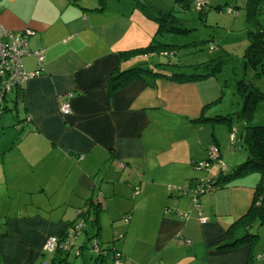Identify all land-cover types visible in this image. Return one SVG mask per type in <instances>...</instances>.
Returning a JSON list of instances; mask_svg holds the SVG:
<instances>
[{
	"label": "crops",
	"instance_id": "0c3cea01",
	"mask_svg": "<svg viewBox=\"0 0 264 264\" xmlns=\"http://www.w3.org/2000/svg\"><path fill=\"white\" fill-rule=\"evenodd\" d=\"M0 24L14 34L28 30L19 60L37 70L2 102L0 264H50L42 242L68 224H78L75 242H86L68 256H82L91 240L101 247L111 241L102 260L87 248L80 261L87 264H114V251L119 264H247V243L217 244L248 207L258 173L220 180L199 193L197 204L185 190L217 177L214 160L194 166L211 144L225 172L245 157L223 143L214 119H198L222 112L212 105L223 94L216 73L185 81L142 73L110 87L113 71L137 63L155 69L158 61L145 60L167 55L119 57V50L154 34L163 43L177 40L156 33L155 21L133 0H0ZM64 99L66 114L58 109Z\"/></svg>",
	"mask_w": 264,
	"mask_h": 264
},
{
	"label": "trees",
	"instance_id": "16d2710c",
	"mask_svg": "<svg viewBox=\"0 0 264 264\" xmlns=\"http://www.w3.org/2000/svg\"><path fill=\"white\" fill-rule=\"evenodd\" d=\"M190 2H192V0H178V4L182 6L188 5ZM262 4H264V0H244L243 2L242 7L245 10V25L243 28L246 37V43L243 48L241 60L243 67H251L254 69V73L256 75L264 76V5ZM133 5L155 21L156 33H160L162 31L186 33L189 29H191L186 25H183V23L177 21V19L173 17L169 10L163 11L156 9L157 7L151 4L148 0H133ZM203 39L204 38H201L200 40ZM172 46H174V43L160 42L157 38H155L154 34L151 40L146 44L137 47L121 49L118 51L117 55L119 57H126L137 52H160L162 50L165 52L164 54L169 55L171 51L176 52L174 48L170 51ZM208 60L209 61H203L193 64V68L201 67L202 69L198 70V68H196L192 69V71H179L177 70L178 68H172L169 69L168 72H166V70H164L162 67L160 69H154L152 67H148L145 64L137 63L124 69H117L113 71L108 77V82L110 84V87L115 88L134 77L142 75V73H150L153 76H164L177 81L193 80L215 74V69H218L219 67L217 65L218 61L211 62V59ZM237 83V90L239 91L241 98V107L237 113L244 116L245 119L248 120L252 116L254 107L258 100L264 98V90H261L257 86H255L251 80L248 81L247 84H245L241 79H238ZM12 88H15L16 91V89L21 88V83L12 85L9 89L2 93L0 98V116L3 113L4 107L2 105V102L5 99V95ZM18 97L20 96L16 97L15 95L14 100L17 101ZM198 117V119L208 118L214 120H223L228 119L230 116L229 113H218L210 117H206L203 115H200ZM239 138L242 139L243 148L245 150V157L226 172L224 166L218 165L219 172L217 174V177L212 178V185L216 186L219 184L220 180H225L228 177L235 176L249 170L256 171L258 173V179L255 183L251 201L248 207L233 223H231L226 228L225 232L227 234V238L217 244L218 248L233 246L243 242L251 243V240L254 236H256V233L246 230L250 222L252 221L255 223L258 222L264 224V125L260 123L245 122L244 130ZM95 205L98 206V203ZM234 223L235 225L237 224L241 226L246 231L241 234H238L237 232L234 233V231L232 230V225ZM94 242L98 245L97 251L92 249L93 240L89 241V244H87V248L94 251L95 261L102 260L103 255L101 256L100 254H102L103 249H107L109 248V246L106 245L104 247H101V244L97 239L94 240ZM75 244L78 246V252H76V254H78L81 250V247L85 246L86 242L79 244L75 242ZM49 252H52L50 264H55L60 260L63 261L64 264H72L67 259L68 252H70L69 249L67 250L63 248H56L55 250ZM249 254L250 251L248 250V256L246 260L247 264H250ZM79 264L87 263L80 262Z\"/></svg>",
	"mask_w": 264,
	"mask_h": 264
},
{
	"label": "rangeland",
	"instance_id": "374dc122",
	"mask_svg": "<svg viewBox=\"0 0 264 264\" xmlns=\"http://www.w3.org/2000/svg\"><path fill=\"white\" fill-rule=\"evenodd\" d=\"M149 1L161 5L163 11L169 10L177 21L191 29L186 33L160 32L161 34H167V36L176 37L177 40L172 41L174 43L172 47L176 52H171L169 55L156 54L155 59L159 60L145 61L150 63L158 61L157 64H153L156 67L155 69L162 67L166 71L172 68H178L179 71H192L196 68L201 70V67L193 68V64L209 61L208 59H211V62L218 61L217 65L219 67L215 69V73L222 82L223 94L219 98L220 100L215 101L212 105L215 104L214 109H218L214 110V113L229 112L230 120H213V125L224 144L228 143L227 145L232 150L245 153L239 135L244 130L245 122L264 125V98L258 100L252 116L246 120L244 116L237 113L241 107L240 93L237 90L239 82L237 83V80L241 79L245 84L251 80L255 86L264 90V76L256 75L253 68L243 67L242 65L241 55L246 43L243 28L245 25V10L242 7L244 0H197V2L192 0L186 6L179 5L178 1L175 2V0ZM201 38L204 39L200 40ZM164 41L168 42L170 40ZM230 134L235 136L236 141L234 144L228 140ZM239 144L241 145L240 148ZM220 162L222 163L221 160ZM223 162L226 163L225 160ZM246 230L256 233V236L252 240L250 239L251 243L246 242L250 251V264H264V224L251 221ZM246 230L241 227L238 234ZM108 245L111 246V241L108 242ZM84 248L82 256L69 254L67 259L78 264L82 259L87 258L88 251L86 247ZM46 256L48 258L50 255L46 254ZM46 264H49V262ZM55 264H64V262L60 260Z\"/></svg>",
	"mask_w": 264,
	"mask_h": 264
},
{
	"label": "built area",
	"instance_id": "2783aa9c",
	"mask_svg": "<svg viewBox=\"0 0 264 264\" xmlns=\"http://www.w3.org/2000/svg\"><path fill=\"white\" fill-rule=\"evenodd\" d=\"M197 2V0L195 1ZM28 30H24L21 34H14L2 27L0 24V98L3 92L9 89L14 84L21 83L25 78L37 72V70H26L19 60L20 56L27 51L26 46V33ZM38 56L41 55V49L35 52ZM59 112L66 114L70 112V105L68 99L61 100L58 105ZM235 136L230 134V141H233ZM219 147L216 144H211L207 148L206 157L201 160H195L194 166L205 168L209 160L216 161L217 165L222 163L218 160ZM213 179L205 178L195 181L192 185L186 188L189 191V195L194 204H197L198 195L202 191L208 188H212ZM179 215L186 216V212L178 211ZM199 221H204L205 217L200 213L197 214ZM78 224H68L65 227L61 236L48 235L42 242V250L52 251L56 248L70 249L73 248L75 252H78V246L75 244L74 239L77 234ZM185 242H189V239L182 238ZM93 250H98V245L93 240ZM118 251L112 252V262L119 264Z\"/></svg>",
	"mask_w": 264,
	"mask_h": 264
}]
</instances>
